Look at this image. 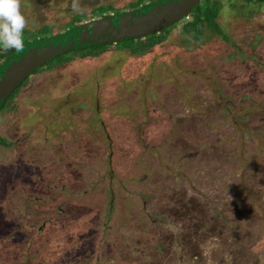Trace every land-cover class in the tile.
<instances>
[{
    "label": "rangeland",
    "instance_id": "1",
    "mask_svg": "<svg viewBox=\"0 0 264 264\" xmlns=\"http://www.w3.org/2000/svg\"><path fill=\"white\" fill-rule=\"evenodd\" d=\"M136 0H80L127 11ZM39 73L0 115V264H264V0ZM72 0H22L59 30Z\"/></svg>",
    "mask_w": 264,
    "mask_h": 264
},
{
    "label": "water",
    "instance_id": "2",
    "mask_svg": "<svg viewBox=\"0 0 264 264\" xmlns=\"http://www.w3.org/2000/svg\"><path fill=\"white\" fill-rule=\"evenodd\" d=\"M200 0H158L146 6L87 21L54 36L30 41L0 65V108L16 86L59 53L142 37L186 17Z\"/></svg>",
    "mask_w": 264,
    "mask_h": 264
},
{
    "label": "trees",
    "instance_id": "3",
    "mask_svg": "<svg viewBox=\"0 0 264 264\" xmlns=\"http://www.w3.org/2000/svg\"><path fill=\"white\" fill-rule=\"evenodd\" d=\"M156 1L158 0H136L130 3L128 10L140 8ZM221 8L222 3L219 0H200L186 17L179 19L178 21L170 24L158 32H154L142 37L117 41L114 43H104L65 51L47 60L35 70H33L32 73L36 74L45 70H51L63 66L76 58L99 56L111 48L124 49L132 54H142L164 41L168 31L178 25L182 34H184L188 40L199 41L203 38L205 31L208 30L220 36L223 40L229 41L225 29L217 21V16L219 15ZM124 11L125 10L117 9L110 4H96L92 7L88 15L78 13L73 14L72 17H70L63 25L60 26L59 30H53L52 25L49 24H44L40 28L34 30L25 29L24 44L30 41L57 35L67 29L79 26L92 19L105 17L110 14L121 13ZM12 53V50L7 52L0 51V65L6 61L12 55ZM32 73L26 76L24 80L20 82L7 97L0 108V115L3 112L13 108L14 100L16 99L18 93L29 82V78ZM0 145L10 146L11 142L0 135Z\"/></svg>",
    "mask_w": 264,
    "mask_h": 264
},
{
    "label": "clouds",
    "instance_id": "4",
    "mask_svg": "<svg viewBox=\"0 0 264 264\" xmlns=\"http://www.w3.org/2000/svg\"><path fill=\"white\" fill-rule=\"evenodd\" d=\"M71 8L78 14L85 12L80 0H72ZM27 27L28 20L22 11V0H0V51H21Z\"/></svg>",
    "mask_w": 264,
    "mask_h": 264
}]
</instances>
